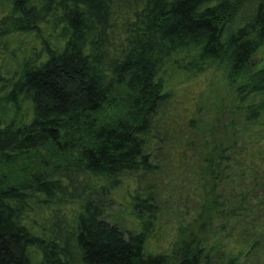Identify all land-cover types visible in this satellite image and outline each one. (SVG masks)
I'll use <instances>...</instances> for the list:
<instances>
[{
    "label": "trees",
    "instance_id": "trees-1",
    "mask_svg": "<svg viewBox=\"0 0 264 264\" xmlns=\"http://www.w3.org/2000/svg\"><path fill=\"white\" fill-rule=\"evenodd\" d=\"M263 48L264 0H0V264H264Z\"/></svg>",
    "mask_w": 264,
    "mask_h": 264
},
{
    "label": "rangeland",
    "instance_id": "rangeland-1",
    "mask_svg": "<svg viewBox=\"0 0 264 264\" xmlns=\"http://www.w3.org/2000/svg\"><path fill=\"white\" fill-rule=\"evenodd\" d=\"M264 62V48L260 51V53L257 55V57L255 58V64L259 67L263 64ZM172 76L171 79V84H173V88L176 87V89L180 88L179 84H182L180 81V77L178 73H174L173 70H171L169 72ZM186 82V81H184ZM203 84L200 85L199 87L197 86L196 89H194L193 93L191 91V89H193V87H191V84L188 83H184V85L186 86V90H179V98L182 100L188 99L187 97L190 96V102L191 101H195V100H202L201 104H208L209 106L207 109H203V121H208L209 119L212 120L214 119V117L218 114V107H217V99L219 100L222 97L223 91H224V87H223V83L220 79V77L217 76H212L209 75L206 78H204V80H202ZM179 86V87H177ZM202 86V89L199 90V88ZM198 89V90H197ZM196 90V91H195ZM196 103V101H195ZM194 103V105H195ZM199 103V102H198ZM193 105V109L194 106ZM199 106V105H198ZM201 106V105H200ZM119 200H123L122 197H119ZM168 213L170 211V209H167ZM126 214L125 208L124 206L115 203L113 205H110V207H108V215L106 218L109 221L113 220H117L120 223L124 222L123 218L120 217L121 215ZM170 214V213H169ZM166 215V214H165ZM167 224V225H166ZM166 226L162 228L161 230V242H165L164 245H168V241L170 239V237H172L175 234V229L171 228V225L173 224V222H169L166 221ZM124 225H126V229L128 230H133V226L131 224L130 221H127L124 223ZM173 226V225H172ZM170 247V246H169ZM167 248L164 246L163 248H160V251H166ZM168 251H171V248H169Z\"/></svg>",
    "mask_w": 264,
    "mask_h": 264
}]
</instances>
